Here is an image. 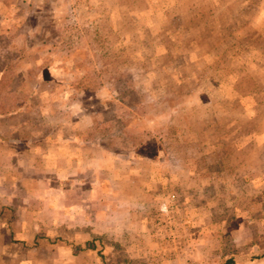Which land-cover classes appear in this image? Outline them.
<instances>
[{"label":"rangeland","instance_id":"rangeland-1","mask_svg":"<svg viewBox=\"0 0 264 264\" xmlns=\"http://www.w3.org/2000/svg\"><path fill=\"white\" fill-rule=\"evenodd\" d=\"M9 138L0 264H264V0H0Z\"/></svg>","mask_w":264,"mask_h":264},{"label":"crops","instance_id":"crops-1","mask_svg":"<svg viewBox=\"0 0 264 264\" xmlns=\"http://www.w3.org/2000/svg\"><path fill=\"white\" fill-rule=\"evenodd\" d=\"M79 143H80L79 141L68 142L67 144H73V148H72L73 150L71 152H68V150L63 148L65 150L62 152V155L71 162L75 161V159H78L80 161V158H81V153H80L81 147L80 146H81V144H79ZM29 144L32 145V143H29ZM6 145L10 146V148H11V146L13 147V145H15L14 147H16V148H19L20 146L21 147L22 146H28V142L23 141V140H18V139L14 140V139L9 138L6 141L0 142V149L2 148V146L6 147ZM62 145H64V143ZM4 152L2 154V150H0V167L2 164H4L3 160L7 159V161L10 164L9 165L10 176L8 177L7 175L6 176L2 175L3 171L1 172V169H0V207H1V205L12 204V199L14 197H20L22 195H24L23 197L32 196V192H33V190L31 189L30 192H24V194H15L11 190V188L16 187V186L21 187V185L18 184V182H17L15 172L17 169V164H18V162H19V160L23 154H19L20 156H18L16 150L9 149L7 152L8 156H6V153H4ZM47 155H49V154H47ZM47 155H46V157H47ZM74 172H73V174H75ZM8 184L13 185V186L10 188V186H8ZM62 190H63V188H62ZM47 193H48V191L46 192V196H47ZM27 203H28L27 201H22L23 206H26ZM0 211H1V209H0ZM19 211H21V213H23L22 211H24V210L19 209ZM28 218H30V217H28ZM28 218H26V221L28 220ZM30 223L31 222H28V223L23 222V218L20 217V218L16 219L15 221H12L10 224V225L14 226L15 233H16V235H18L17 237H24V238H17V239H21L22 241H24V243L26 242V244L29 243L30 239L32 238V236L30 234L31 231L28 232V230H30V229L34 230V233H36L38 228L42 227L41 223H39V225H38L37 221H35V223L32 225ZM0 227H1V223H0ZM21 229H24L25 232H20ZM32 235H35V234H32ZM58 260H59V258H58Z\"/></svg>","mask_w":264,"mask_h":264},{"label":"trees","instance_id":"trees-1","mask_svg":"<svg viewBox=\"0 0 264 264\" xmlns=\"http://www.w3.org/2000/svg\"><path fill=\"white\" fill-rule=\"evenodd\" d=\"M225 264H237L236 260L234 257H229L226 261Z\"/></svg>","mask_w":264,"mask_h":264}]
</instances>
